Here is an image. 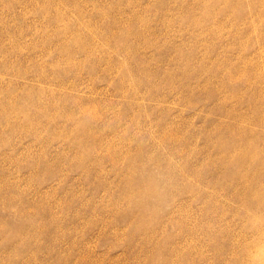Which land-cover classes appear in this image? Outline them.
Segmentation results:
<instances>
[{
    "label": "rangeland",
    "instance_id": "1",
    "mask_svg": "<svg viewBox=\"0 0 264 264\" xmlns=\"http://www.w3.org/2000/svg\"><path fill=\"white\" fill-rule=\"evenodd\" d=\"M161 1L0 0V264H222L211 230L252 236L196 173L216 142L208 90L242 53L264 61L263 16ZM221 85L231 108L238 87ZM166 112L192 147L159 141Z\"/></svg>",
    "mask_w": 264,
    "mask_h": 264
},
{
    "label": "bare ground",
    "instance_id": "2",
    "mask_svg": "<svg viewBox=\"0 0 264 264\" xmlns=\"http://www.w3.org/2000/svg\"><path fill=\"white\" fill-rule=\"evenodd\" d=\"M168 1L170 2L171 0ZM168 1L162 0L160 2V5L162 6L161 7L162 12L166 14H167L166 11L171 12V10L173 9L172 6H169ZM221 1L222 3L225 4L230 2L236 3L238 10H244L245 7L248 6V8L251 10V13L262 15L264 19V0H221ZM186 7L192 9L191 6L187 5ZM224 8L225 7H223L222 9ZM181 9H184L183 6L181 7ZM203 26L204 25L202 24L201 27ZM219 26H221V24ZM258 37H259L257 38L258 41L259 40L264 41L263 39L264 31L260 33ZM75 38H74L75 41L81 39L77 37L76 40ZM78 41L80 42V40ZM257 53L260 54L259 51H257ZM243 54L245 53H242L240 55L241 59L239 60L247 62V65L246 63L243 65L242 63H240L241 61H236L232 63L230 62L228 65H226L229 66L227 69L228 77L223 79L221 83L225 87L229 85H234L238 87L236 91L232 93L233 95L238 97L237 103L231 105L230 108L227 106L225 102H223V99L219 98V91L216 90H221L222 88L221 84H218L221 87L220 89H214L213 84L211 85L213 89L208 90L207 88V90L208 91L211 90V92H210V96L205 98V101L214 102V104L213 106L211 105L210 110L206 114L207 117H205L206 121H209L211 123L210 124L211 128L206 132L207 134H209V136L213 135L212 133H214V136H216V142H214L211 139L210 141L212 142V144L204 145L205 150L208 153L202 158V160L200 159L201 160L200 165L202 167H207L208 170L207 171L202 170L196 173L198 175V178H200V181L207 180V177L205 175V172H207L211 174L212 182H215V184L221 183L220 185L222 187L220 189L222 190V193L225 192V189L227 192V193L225 192L226 194L224 195L225 197L222 196V199L223 197L226 200L229 198V201L231 200L230 203L232 204L237 203V206H235L236 204L234 205L235 207H237L235 211L237 210V212H239L243 210V214H242L243 222L246 225H251L252 236L246 234L248 233L247 231L246 233H244L243 230V232L241 231L237 232V235L239 236L238 238L235 237L233 238V234L236 231L234 230L235 232L232 234V232H230V229L233 228H230V226L229 227L227 226V231H228L227 234L225 233L226 228L224 229L225 231L222 230L224 227H222L221 232H216V230L215 231L211 230L210 237L212 239V243L214 244L215 249L220 254L224 253V255L220 257L221 260L220 262L222 264H264V179H261V177H264L263 175L264 173V61L261 62V60L256 59L259 55L253 58L250 57L249 55L247 56L246 54L244 56ZM184 58L186 59V57ZM225 59L226 58H224V60ZM222 63L224 62L222 61ZM226 66H224V68L219 67L221 69V72L223 71L222 69H225ZM210 83L211 82H209V84ZM183 85H185V87L187 86L189 91H191V93H193L196 88L193 85L191 86L190 83L189 84L183 83ZM178 97L179 96H177V98ZM181 97H184V95H182ZM164 98L166 99V95ZM239 98H241V100H239ZM157 100L160 102L162 101V98L158 97ZM240 103L243 104V106L246 105V108L248 110H243V111L239 110L238 105ZM189 104H191V102ZM179 111L180 112L175 116L177 117L181 116L182 111L181 110ZM169 114H170L169 112H166L163 115L166 116L167 118L164 119L158 118L155 121L156 123L153 121L155 125L156 124L159 125L158 128L156 127L157 129H159L160 127L163 130V132L160 133V135L162 134L160 136V139L158 138L159 141L162 143L165 142H169L172 144L178 143L177 146H182L184 148L192 147L191 142L189 140L190 138L195 137L197 132L195 133V131L190 130L191 132L189 135L188 133H186L187 136L185 135V133H183L182 135L181 133L182 131H184L183 129L185 128V127L183 128V124L184 123L188 124L189 122L187 121L185 122V118H184L181 119L182 121H180L179 119V121L182 122V124L180 122H179L180 124H177L175 122H177L176 119H178L179 117L175 119L174 117H170ZM217 114H219V117L220 115H222L223 119L222 118L220 120L218 118L216 119ZM180 118H182V116ZM186 120L188 119L186 118ZM153 122L151 121V123ZM156 128L153 129V135H155L154 132ZM204 146H202L199 151H201ZM143 150L146 149H144L141 146L139 149L140 154L142 155L147 154ZM177 152L179 153V151ZM214 188L216 190L213 191L215 195H213V193L211 192H210L211 194H209L208 192H203V191H199V194L202 195L203 193L205 195H208L207 199L209 197L212 198L214 196L220 197V195L218 194L220 189L218 188L217 190L216 187ZM227 206H229L230 208V205ZM227 206L225 211L228 210ZM221 216L223 217L224 215H220V217ZM214 217H212V220H214ZM223 220L226 219L224 218ZM211 221L210 224L213 223V221L212 222ZM224 222L225 221H223V223ZM233 222L235 223V221ZM207 224L210 225L208 222ZM210 226H212V224ZM220 228L221 227H219L218 229ZM208 232H210V230ZM219 235H222L223 237L221 236L220 239ZM217 251L216 253H218ZM227 255H230L231 258L230 257L228 258Z\"/></svg>",
    "mask_w": 264,
    "mask_h": 264
}]
</instances>
